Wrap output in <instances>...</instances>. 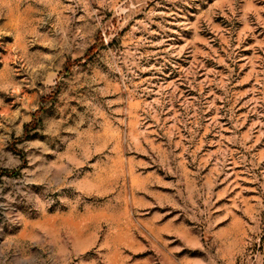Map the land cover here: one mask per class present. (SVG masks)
Returning <instances> with one entry per match:
<instances>
[{"label":"rangeland","instance_id":"obj_1","mask_svg":"<svg viewBox=\"0 0 264 264\" xmlns=\"http://www.w3.org/2000/svg\"><path fill=\"white\" fill-rule=\"evenodd\" d=\"M0 264H264V0H0Z\"/></svg>","mask_w":264,"mask_h":264}]
</instances>
